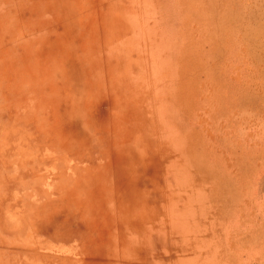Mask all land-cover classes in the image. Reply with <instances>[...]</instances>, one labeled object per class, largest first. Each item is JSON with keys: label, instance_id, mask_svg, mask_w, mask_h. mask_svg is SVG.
<instances>
[{"label": "rangeland", "instance_id": "1", "mask_svg": "<svg viewBox=\"0 0 264 264\" xmlns=\"http://www.w3.org/2000/svg\"><path fill=\"white\" fill-rule=\"evenodd\" d=\"M0 264H264V0H0Z\"/></svg>", "mask_w": 264, "mask_h": 264}]
</instances>
